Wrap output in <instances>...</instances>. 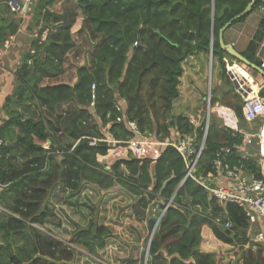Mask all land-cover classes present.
Here are the masks:
<instances>
[{
    "label": "trees",
    "instance_id": "trees-1",
    "mask_svg": "<svg viewBox=\"0 0 264 264\" xmlns=\"http://www.w3.org/2000/svg\"><path fill=\"white\" fill-rule=\"evenodd\" d=\"M9 1L0 0V46L19 30L5 18ZM75 1L79 28L76 11L55 12L59 0L38 1L33 21L39 37L6 99L0 264H220L208 246L235 251L234 264H264V246L251 241L261 226L251 224L236 204L222 207L192 178L182 185L187 163L175 148L156 162L99 161L111 148L109 138L118 143L134 136L130 122L160 140L193 133L186 114H173L184 64L212 53L226 70L224 58L236 59L221 48L220 31L252 0ZM262 8L264 0H256L226 30L261 13L245 51L235 48L260 66ZM76 34L86 37L89 48L70 84L60 80L70 54L79 53ZM194 134L198 144L203 127ZM240 143V135L212 126L198 175L213 173L217 152ZM243 163L260 178L254 163ZM57 187L69 191L59 205L51 201ZM111 191L119 199L114 224L108 220ZM228 221L232 230L224 228ZM139 248L145 250L135 256Z\"/></svg>",
    "mask_w": 264,
    "mask_h": 264
},
{
    "label": "crops",
    "instance_id": "crops-1",
    "mask_svg": "<svg viewBox=\"0 0 264 264\" xmlns=\"http://www.w3.org/2000/svg\"><path fill=\"white\" fill-rule=\"evenodd\" d=\"M17 1H22V0H17ZM9 2H7L8 7H9ZM36 2H38V0H32L31 6H33L34 3ZM31 6L29 10L32 9ZM29 10L25 13V15L29 13ZM19 15L21 17L24 16V14H19ZM260 15L261 13L258 12L256 13L255 18L253 19L249 18L246 23L237 26L235 28H232L229 31H226L224 34L225 42L229 45H232L239 52L245 51L246 45L249 43V41L252 39L255 33L256 27L260 19ZM38 37H39L38 32L31 29V25H30L28 27V30L19 29L16 35L9 38V40L6 42L9 43L10 45L8 49L4 48L5 43L2 46H0V52H3V57L0 60V126L2 125L1 120L5 115L4 107L6 104V99L14 93L18 85V78H19L18 76L21 72L22 59L25 56L27 50L31 48L32 42L38 39ZM244 39H247L246 45ZM258 58L260 64H262V61L264 60V42L261 45L260 50L258 52ZM224 62L226 64V70L224 69L223 66H221L219 60L212 59L210 61V57L209 59H207L204 55H201L200 57L197 58L193 57L184 64L185 72L182 78V84L180 90L182 92V97L180 98L182 105L180 106L185 108L183 109L184 112H190V115L187 114L186 115L188 116L190 121L194 123L192 125L193 133L189 135H193L195 133V130L199 127L200 128L203 127V130H205V128L208 127L210 131L211 127L213 126V127L229 130L232 132L233 135H240L241 141L245 135L250 136L253 140L251 144H245L243 148H241L242 142L239 145L233 146L236 154L234 155V158H232L231 160L232 167L233 168L237 167L240 160L236 162V159L239 158L242 160L241 157L245 154V160H243V162L254 163L257 166V170L261 176L262 162L264 161V115L260 116L259 118H257L252 122L246 120L243 111V101L246 96L242 94L238 90V88L239 85L242 84L244 85L250 96L258 95L261 99L264 100V98L260 94L262 90L264 91V76L260 72L254 71L251 68L246 67L244 64L238 62L237 59L230 60L228 58H224ZM209 66H210V76L208 79L207 69L209 68ZM257 66L261 67L260 65ZM240 71L245 73L249 78V80L246 81L245 80L246 76L240 73ZM76 80L77 78L75 76L73 84L76 82ZM206 95H208V98H210V106L208 105V102L205 100ZM205 103H207L208 105L207 111L204 107ZM218 109H228L239 120L237 132L234 131L232 128L226 126L225 121L218 114L219 112ZM193 136H195V134ZM147 137L159 142L165 141V140H160L158 137H155L154 135ZM201 140L199 141L198 144H200ZM45 148L49 149V145L45 146ZM234 163H236V165H234ZM197 175H198V166H197ZM198 176H203V175H198ZM245 176H247L250 179L256 177L254 173L248 171L247 169L245 171ZM218 182L220 183L219 179L216 178V180L213 181L212 183L213 186L217 185ZM58 194L64 197L63 198L64 201V199L69 196V191L65 190L62 187H57L53 191L51 195V201L57 205H59L58 203L60 202V201L58 202L56 199ZM226 206H222V207H226ZM253 235L254 234L251 235V238L253 237Z\"/></svg>",
    "mask_w": 264,
    "mask_h": 264
},
{
    "label": "built area",
    "instance_id": "built-area-1",
    "mask_svg": "<svg viewBox=\"0 0 264 264\" xmlns=\"http://www.w3.org/2000/svg\"><path fill=\"white\" fill-rule=\"evenodd\" d=\"M32 0H11L9 7L12 12L20 13L25 10V13L29 10ZM264 10V8H262ZM49 31L44 33L43 40L48 36ZM9 43L4 44V48H9ZM35 51L32 50V54ZM3 57V52H0V60ZM29 64H32L30 60ZM261 68L264 69V60L262 61ZM95 86H93V89ZM238 90L246 97L243 101V111L247 121L252 122L264 115V100L258 95L250 96L244 86L239 85ZM94 93V91H93ZM95 97V96H94ZM210 106V98L207 99ZM218 114L226 123V126L232 128L234 131H238L239 120L228 109H218ZM6 116H3L1 124ZM193 125L194 123L190 121ZM130 129L134 136L128 141L115 142L109 138L108 142L111 145L107 156L102 157L103 160L109 162L136 159L138 161H153L156 162L163 155L164 151L169 147H175L183 156L187 163L186 175L183 180V184L192 178L202 188H204L211 198L221 206L229 204H236L241 208L246 218L253 225H260L261 230L253 235L251 238L255 244L264 245V161L262 162V170L260 178L250 179L245 176L246 167L243 164L245 160V154L241 157L237 167H232V158L236 152L234 148L224 147L219 150L216 157L213 160V173L206 176L197 175V166L203 157L206 149V141L208 135V127L205 128L204 137L200 144L195 142V136L188 135L185 137H179L175 135L170 140L159 142L148 138L141 134L137 127L136 122H130ZM252 138L250 136H244L242 138V147L245 144H251ZM5 147V141L0 136V156ZM219 179L217 185L213 186V181ZM5 212V209L0 206V214ZM225 229L232 230L233 223L228 221Z\"/></svg>",
    "mask_w": 264,
    "mask_h": 264
},
{
    "label": "rangeland",
    "instance_id": "rangeland-1",
    "mask_svg": "<svg viewBox=\"0 0 264 264\" xmlns=\"http://www.w3.org/2000/svg\"><path fill=\"white\" fill-rule=\"evenodd\" d=\"M39 1V0H38ZM38 6V2L34 3L31 10H29V13L25 15V10H23L22 12L20 13H13L12 10L11 12L7 13L5 18H11L17 25H19V29H22V30H28V27L30 25L34 26V13H35V10H36V7ZM77 8V5L75 3L74 0H59L58 4H56L55 8H53V11L55 12H72L73 13L76 11L78 14H79V19L77 21V27L76 28H79L81 26V13H79V11H77L78 9ZM62 12V13H63ZM19 14H24L23 17H21ZM256 17V13L254 15H252L250 18H255ZM79 24V25H78ZM38 27H33V30L34 31H37L38 32ZM75 39L78 43V48L77 49V52L78 55L75 56L74 53H71L70 56H69V60H68V66L70 65V67L67 69V73L66 75L60 80L61 82H65V83H70V84H73L74 82V79H75V71H76V66L77 65H83L86 60H87V50L89 48V43L86 39L85 36H80L78 34L75 35ZM246 40L247 39H244V42H245V45L247 44L246 43ZM248 45V44H247ZM246 45V47H247ZM209 76H210V66L209 68L207 69V78L209 79ZM53 83V82H52ZM182 97V92L180 93V96L179 98L174 102V109H173V114L175 115H179V114H187V115H190V112H184L183 107H181L180 105L181 104V98ZM207 98H208V95H206V98L205 100L207 101ZM6 105V104H5ZM205 106V109L207 111L208 109V105L207 103L204 104ZM194 111V110H193ZM145 136V135H144ZM112 195H111V198H110V203H109V207H108V210H109V222L111 224H114V220L117 218V209H118V206L115 208V206L119 203V199L117 197H114L113 193H116V192H112ZM63 196L58 194V196L56 197L57 201L59 202L58 204H61L62 201H63ZM112 204H113V208H112ZM127 208L124 210L126 211ZM211 246H208L207 248H205V250H208L210 252H217L216 254H218V256L220 257V264H234L236 263V258L234 257V252H227L226 249H221V250H217L215 248H210ZM139 252H135V256H141L144 252V248H139Z\"/></svg>",
    "mask_w": 264,
    "mask_h": 264
},
{
    "label": "water",
    "instance_id": "water-1",
    "mask_svg": "<svg viewBox=\"0 0 264 264\" xmlns=\"http://www.w3.org/2000/svg\"><path fill=\"white\" fill-rule=\"evenodd\" d=\"M256 0H252V3L245 9V11L237 16L234 20L228 23L223 29L220 31V46L223 50H225L229 55L236 58L240 63L244 64L246 67L251 68L254 71L260 72L264 76V69L261 67L250 63L245 57H243L232 45L226 44L224 39V34L226 30L230 27V25L238 19L245 17L253 8ZM1 248V246H0Z\"/></svg>",
    "mask_w": 264,
    "mask_h": 264
},
{
    "label": "clouds",
    "instance_id": "clouds-1",
    "mask_svg": "<svg viewBox=\"0 0 264 264\" xmlns=\"http://www.w3.org/2000/svg\"><path fill=\"white\" fill-rule=\"evenodd\" d=\"M210 58L212 59V53H211V56H210ZM145 136H146V135H145ZM171 138H172V137H171ZM171 138H169V139H166V140H170ZM166 140H165V141H166ZM49 148H50V146H49ZM52 148H53V147H52ZM161 157H162V156H161ZM101 158H102V157H100V158H99V161H102V160H101ZM182 185H183V182H182Z\"/></svg>",
    "mask_w": 264,
    "mask_h": 264
}]
</instances>
